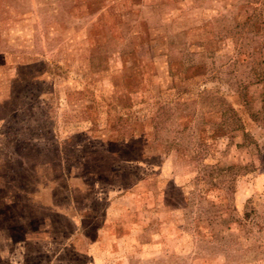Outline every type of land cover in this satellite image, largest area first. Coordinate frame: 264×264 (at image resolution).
Wrapping results in <instances>:
<instances>
[{"label": "rangeland", "instance_id": "rangeland-1", "mask_svg": "<svg viewBox=\"0 0 264 264\" xmlns=\"http://www.w3.org/2000/svg\"><path fill=\"white\" fill-rule=\"evenodd\" d=\"M141 30L158 47L148 75L156 103L132 108L148 115L147 124L124 118L119 132L96 128L89 141L91 121L128 111L125 81L137 73L135 57L153 58L145 46L132 52L133 31ZM8 41L49 58L67 151L131 174L123 185L95 188L94 211L110 214L104 260L79 254L84 236H71V226L64 237L55 234L66 220L55 206L51 240L40 245L52 251L25 254L7 234L0 264H264V0H0V48ZM144 129L150 145L140 156L132 137ZM104 134L109 144H101ZM63 174L53 178L57 206L66 197ZM136 177L143 179L129 198L117 200ZM158 194L171 213L152 221L126 216L131 200ZM24 209L19 225L30 228ZM8 233L18 237L15 227Z\"/></svg>", "mask_w": 264, "mask_h": 264}, {"label": "trees", "instance_id": "trees-1", "mask_svg": "<svg viewBox=\"0 0 264 264\" xmlns=\"http://www.w3.org/2000/svg\"><path fill=\"white\" fill-rule=\"evenodd\" d=\"M133 32L138 35L132 45V52L138 51L144 46L147 47L149 52H153L154 49L158 48L153 45V41L150 40L151 38L145 36L143 30ZM155 56L154 54L153 58L148 61L142 60L141 57H135L133 60L135 64L130 69H132L131 71L136 69L137 73L129 74V77H127L129 79L125 81V88L130 96L129 100L132 98V101L127 105L128 111L126 113H116L112 117H108V120L104 121L105 123L101 122L100 119L91 121L92 130L110 125V132H119L123 129V126H118V120L124 121V118L126 122L131 119L136 121L140 118L138 121L140 124H147L148 118L146 116L148 115H142L145 117L141 119L140 115L136 116L133 114L132 108L138 104L147 103L148 106H153L156 103L153 100L154 95L151 93L156 85L152 84L153 81L149 83L148 80V75L152 74L151 67L156 63ZM173 61L168 60L165 63L169 67L170 65L172 67V64L176 65ZM4 82L8 83L9 88L7 89L9 92L6 94L8 97L6 99L3 98L4 102L0 101V243L2 244V237H6L8 234L19 247L23 246V253L25 254L51 252L52 250L48 246L46 247L43 244L44 248H41L40 245H42L43 240H51L46 229L50 206L47 203L48 195H46L44 189L54 176L58 146L51 137V124L45 117L43 93L36 90V86L40 87V84L44 83V81L32 78L22 81L6 80ZM69 94L71 96L76 93ZM132 95H136L135 98ZM155 111L157 114L155 113L152 116L153 118L149 119L152 120L151 123L155 122L152 125L153 129L161 116L160 110L156 109ZM113 117L117 118L115 127L111 125V122L114 120ZM141 128L135 127L134 130L137 131ZM148 134L149 132L144 129L141 133L138 132L137 135H133L132 137L133 141L139 142L144 149V151L141 150L140 156H144V153H147L146 146L150 145L148 143ZM125 143L128 145L129 141ZM120 152L118 155L122 156V151ZM67 166L72 169L68 176L72 177L73 175L77 182H80L84 187V190L80 191L77 187L69 188L68 180L65 183V192L70 193L73 190L75 191V198L74 196L68 198L66 205L67 209L69 208L74 213H77V210L73 200L77 201L79 209H83L86 204H93V189L97 181L101 180L108 184L123 185V177L126 174H131L130 171L126 172L123 167L114 164L83 162L79 159L67 161ZM140 179L143 178L136 177L135 181L133 180L131 183L126 184L125 199L129 198L132 189H134ZM175 186L182 188L181 184H176ZM131 201L135 205L133 207L127 205L125 214L132 221L136 218H145V216L151 221L159 220L162 213H171V211H164L169 209H163L162 204L164 203V199L159 197V194L149 202L142 201L140 198ZM141 201L143 202L142 204ZM24 207H26V218L31 225L30 228L19 225V218L22 217ZM99 212L98 214L93 208L90 209L85 218V227L83 231H79L85 233L87 239L85 249L79 252L84 258L102 259L104 257V251H98L96 243L98 242L97 244L103 248L105 239L108 237V227L106 226L105 235L100 237L99 230L104 227L105 220L103 216L104 211ZM61 223L55 234L64 237L66 235L64 228L71 226L73 231L70 235L74 237L76 233L75 222L71 218H66V220L62 219ZM12 227H15L18 237L11 236L8 233ZM45 234H48V237ZM23 236L27 237L25 242L22 240ZM2 249L0 245V256Z\"/></svg>", "mask_w": 264, "mask_h": 264}, {"label": "crops", "instance_id": "crops-1", "mask_svg": "<svg viewBox=\"0 0 264 264\" xmlns=\"http://www.w3.org/2000/svg\"><path fill=\"white\" fill-rule=\"evenodd\" d=\"M4 47L0 48V99H2L0 101L4 102L3 100L8 97V95H6V94L9 92V90L7 89V88H9L8 87L9 85H8V83L4 82L6 80L7 81H9V80L10 81H15V80L16 81H22L25 79L36 78V79H40V80L44 81V83L40 84L41 88L36 86V90L43 93L44 100H45L44 105H43V108L45 110V117H46V120L48 122H50V124H51V128H52L51 137L53 138V140H55V144H57V146H58V149H57L58 155H57V160L55 163L54 173L56 171H63L64 172V174H63L64 178L62 179L63 183H64L63 184L64 187H62L63 189L66 188L65 183L68 180L69 188L77 187V189H80V191L84 190V187L82 186V184L80 182H77V180L75 179V177L73 175H72V177L68 176L72 169H71V167L67 166V161H69L70 155L72 156L73 154H71V152L67 151L66 136H63V134L61 132V115H60L61 111H59L60 110L59 106H61L62 103L59 101H55L56 103H54L53 100H51L52 96H55L56 93L58 94V92L61 91V85L56 79L57 74L55 73L54 69L51 67L52 65L49 61V58L45 57L43 54H40L41 53L40 51H38L37 53L32 51V52H29L27 55V53L23 52L22 49H19L18 47L13 45L10 41H8L4 45ZM5 59H7V60H5ZM2 60H4V61L2 62ZM69 89H70V87H68L67 90H69ZM67 90L65 88L66 95H68ZM55 107H57V112H56L57 114L56 115H55ZM87 128L89 129L88 132L91 134L89 137V141H92V136L94 134L93 130L91 129V126H87ZM105 135L106 134L100 136L101 144H109V140L106 139ZM76 146L77 145H74V148ZM68 152L70 153V155ZM72 157H73L72 158L73 160L79 159L83 162H91L88 159L87 160L84 159L80 155L77 157V155L74 154ZM92 163H94V162H92ZM53 178H54V176H53ZM53 178L50 180L49 184L44 189L46 191V195H48L47 203L50 206V211L52 209H54L55 206L59 207L62 210V212L64 213V216H66V218H71L75 222V226H76L75 237L76 236H84L85 245L80 250V251H82L86 247L87 239L85 237L86 234L83 232H79V231H83V228L85 227L86 215L88 212H90V209L93 208V204L92 203L86 204L83 209H81V208L79 209L77 201L73 200L74 205H76L77 213L76 212L74 213V211H71L69 208L67 209V206H66L67 200L71 196L73 197L74 193H75V191L73 190L70 193L66 192V194H65L66 197L64 195V197H65L64 200L61 199L60 204H58V206H57L56 202H55L54 185L55 184L60 185V184L54 183ZM97 182L95 183L94 189H93L94 201H96L95 188L97 186ZM125 188L121 194H118V196H116L117 200L120 197L123 198L125 196ZM63 191L65 192V189ZM74 198H75V196H74ZM116 199H115V201H116ZM113 205L114 206L112 207V209L113 208L116 209L117 208V201H116V203L114 202ZM111 213L113 214V212H111ZM103 216H104L105 224H104V227L99 230L100 237L102 235H105V233H106V228H107L106 225H107L108 220L110 218V214L106 215L105 210H104ZM97 243H96V245H98L97 250L98 251L103 250L101 245H99ZM96 260H97V258H96Z\"/></svg>", "mask_w": 264, "mask_h": 264}]
</instances>
